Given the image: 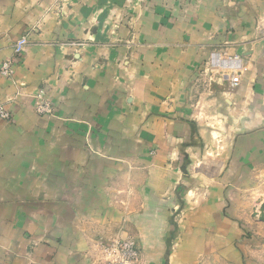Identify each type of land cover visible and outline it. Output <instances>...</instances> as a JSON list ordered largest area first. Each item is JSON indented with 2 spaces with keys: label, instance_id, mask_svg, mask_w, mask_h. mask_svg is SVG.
I'll list each match as a JSON object with an SVG mask.
<instances>
[{
  "label": "crops",
  "instance_id": "0c3cea01",
  "mask_svg": "<svg viewBox=\"0 0 264 264\" xmlns=\"http://www.w3.org/2000/svg\"><path fill=\"white\" fill-rule=\"evenodd\" d=\"M23 34L0 75V264H109L131 238L145 264L261 257L240 228L264 193V0H0V62ZM222 41L234 92L204 64ZM196 94L211 115L213 94L260 106L211 159Z\"/></svg>",
  "mask_w": 264,
  "mask_h": 264
},
{
  "label": "rangeland",
  "instance_id": "374dc122",
  "mask_svg": "<svg viewBox=\"0 0 264 264\" xmlns=\"http://www.w3.org/2000/svg\"><path fill=\"white\" fill-rule=\"evenodd\" d=\"M183 4H185V1H182ZM165 5H168V0H165ZM230 41H222L219 44V46L216 45L214 47V50L210 52L208 58L206 59V62L204 63L205 66L207 65V71L211 68V73H212V80H214V85L217 84L221 86L220 91L224 92H234L237 90L240 86L241 79L239 81V84L237 86H231L230 83L225 81L227 79L226 76V71L219 70L216 65L212 64V57L213 54H220V57L223 59H229V57H234L238 56L235 52L234 53H227V52H222L220 53L218 48L222 44L228 45ZM203 64V63H202ZM203 68V69H202ZM205 67H200L198 69V72L200 73L199 77L202 78L205 75ZM240 78H241V72ZM231 76V75H230ZM215 89V87H214ZM219 89V88H218ZM38 95V94H37ZM35 95L33 98L35 102L33 103V109L37 111V108L40 106L39 105V98L38 96ZM202 94H196L195 102L193 104L194 107L197 109V118L201 120L202 124L205 125L208 135H209V144L206 147V154H209L210 157L212 158L214 154H218L222 150L225 151L226 143L228 141V138H232L234 135V132H237L236 129L233 126H236L239 122H242L245 119V122H252L255 120V116L259 114L260 112V106H258L255 102V94H213V114L209 112L208 114L205 112V106L200 105L201 102V96ZM47 99V98H46ZM37 102V106H36ZM262 104L264 105V96L262 97L261 100ZM193 102H191L192 105ZM228 127L231 128L227 129ZM211 138V140H210ZM252 200L250 204H248L249 208L246 210V213L249 216V224L250 227L246 228H240L241 231L243 230V233L245 235L251 234V235H256L259 237L258 239H254V241H249L247 242V246L249 248L247 250H253L254 254L256 255L257 251H260V256L261 257H256V259L251 258V253L250 257H246L244 255V258L242 259L241 264H264V226L262 225L263 220H260V216L264 214V193L262 194H254V196L251 197ZM182 211L177 210L174 212V218L179 220L182 217ZM254 224L256 226H254ZM250 237V235H249ZM248 238V237H247ZM246 240H249L247 239ZM250 239H253L252 236ZM126 240H131L133 242L134 247H136V250L138 251L137 258L129 263V264H145L144 259L142 258L141 254V248L139 243L134 241L133 238L131 239H126ZM125 240H119L117 242H123ZM107 243L103 245V248L105 252L108 253L110 256V250L113 244L117 243ZM174 245V244H172ZM246 250V252H247ZM247 254V253H246ZM114 255V254H113ZM113 255L112 259H113ZM253 255V256H255ZM130 257L125 254H121L120 256H115L114 255V260H119V261H128L130 262ZM111 259L109 261V264H111ZM205 264H232V263H226L224 260L220 259H212L207 261Z\"/></svg>",
  "mask_w": 264,
  "mask_h": 264
},
{
  "label": "built area",
  "instance_id": "2783aa9c",
  "mask_svg": "<svg viewBox=\"0 0 264 264\" xmlns=\"http://www.w3.org/2000/svg\"><path fill=\"white\" fill-rule=\"evenodd\" d=\"M29 43V36L28 34H23L19 38H17L13 45V55L11 58H5L0 62V75L5 77H11L13 75V65L16 61L17 56L21 55L26 46ZM212 64L216 65L219 70L226 71V76L230 80L231 86H237L240 81V72L242 70L241 61L238 56L229 57V59H223L220 57V54H213L212 57ZM231 75V76H230ZM39 100V107L37 108L38 113L47 114L51 111V106L46 99L43 92H40L38 95ZM37 106V102H36ZM0 118L4 120H10L11 115L10 113L2 106H0ZM110 255L120 256L121 254L128 255L131 259L130 262L128 261H119L113 259L111 264H129L133 262L138 255V251L136 247H134L133 242L131 240H125L123 242H117L112 245L110 250Z\"/></svg>",
  "mask_w": 264,
  "mask_h": 264
},
{
  "label": "water",
  "instance_id": "95a60500",
  "mask_svg": "<svg viewBox=\"0 0 264 264\" xmlns=\"http://www.w3.org/2000/svg\"><path fill=\"white\" fill-rule=\"evenodd\" d=\"M260 220L264 221V214H262V216H260Z\"/></svg>",
  "mask_w": 264,
  "mask_h": 264
}]
</instances>
